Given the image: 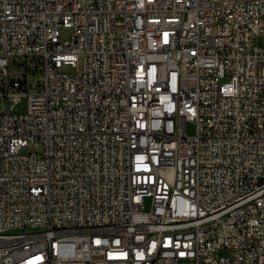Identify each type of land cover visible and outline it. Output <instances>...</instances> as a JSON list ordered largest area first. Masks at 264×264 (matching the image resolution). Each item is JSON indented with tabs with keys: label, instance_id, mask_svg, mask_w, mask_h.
Instances as JSON below:
<instances>
[{
	"label": "built area",
	"instance_id": "1",
	"mask_svg": "<svg viewBox=\"0 0 264 264\" xmlns=\"http://www.w3.org/2000/svg\"><path fill=\"white\" fill-rule=\"evenodd\" d=\"M0 264H264V0H0Z\"/></svg>",
	"mask_w": 264,
	"mask_h": 264
},
{
	"label": "rangeland",
	"instance_id": "2",
	"mask_svg": "<svg viewBox=\"0 0 264 264\" xmlns=\"http://www.w3.org/2000/svg\"><path fill=\"white\" fill-rule=\"evenodd\" d=\"M71 32H72L71 30H64L63 31L64 37L68 39L71 35ZM83 68H84V60L80 59L78 62V68L66 67L64 71L68 73H74L76 70H83ZM8 108H11L14 113L23 112L25 109V101L19 104L11 103L8 105ZM5 109H6V105H5Z\"/></svg>",
	"mask_w": 264,
	"mask_h": 264
}]
</instances>
